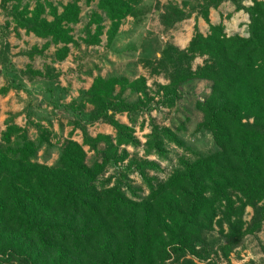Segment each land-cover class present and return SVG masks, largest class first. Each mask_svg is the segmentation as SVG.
<instances>
[{
	"label": "trees",
	"instance_id": "1",
	"mask_svg": "<svg viewBox=\"0 0 264 264\" xmlns=\"http://www.w3.org/2000/svg\"><path fill=\"white\" fill-rule=\"evenodd\" d=\"M81 1L95 10L84 23L83 37L75 41L71 27L81 21ZM144 1L69 0L59 11L48 0H1L0 9L9 21L0 25V76L13 84L16 75L29 84L51 83L59 77L49 65L43 72L30 66L15 71L8 42L11 30L46 41L20 56L49 59L55 65L67 59L69 46L83 55L99 46L103 35L105 49L110 50L125 19L140 24ZM247 1L250 6H245ZM224 3L247 15L246 37L227 36L222 21L210 24L209 11ZM154 10L160 12L157 18L165 32L194 16L185 49L165 43L159 57L138 59L149 75L163 76L166 85L157 84L151 92L144 77L106 80L97 73L77 103L61 106L71 113L69 136L79 132L81 144L68 139L52 166L36 160L48 143L44 136L27 141L12 118L6 121L0 132V264H217L213 257L227 260L247 237L261 231L264 0H182L162 7L156 3ZM199 18L208 26L205 36L197 27ZM50 45L61 47L48 57ZM197 58L203 65L192 70ZM82 66H75L76 71ZM192 80L210 83L216 95L212 105L196 100L202 120L195 130L209 132L217 150L196 155L192 162L180 161L164 181L148 178L149 172H160L159 165L128 159L127 148H142L145 157L164 159L166 144L183 147L177 133L184 126L173 130L151 122L143 145L133 127L144 113L172 110L178 91ZM13 84L9 86L14 90H25L23 84ZM8 88L1 87L0 95ZM120 115L128 125L116 119ZM96 125L111 127L114 135L92 137L89 129ZM110 170L113 174L102 179ZM133 174L147 189L145 197L129 185ZM247 208L252 214L246 222Z\"/></svg>",
	"mask_w": 264,
	"mask_h": 264
},
{
	"label": "rangeland",
	"instance_id": "2",
	"mask_svg": "<svg viewBox=\"0 0 264 264\" xmlns=\"http://www.w3.org/2000/svg\"><path fill=\"white\" fill-rule=\"evenodd\" d=\"M61 10V6L66 5L69 0H48ZM182 0H146L140 5L143 10L142 21L139 25H135L131 18H127L122 23V33L117 35L114 46L110 50L105 49V35L101 37L99 46L90 47L85 54H80L73 47L69 46V55L67 59L59 64L52 65L49 59L39 57L29 60L20 56L19 53L29 50L32 47L41 48L46 41L35 37L32 34H25L19 30L13 32L8 38L11 46L12 60L11 63L15 71L24 70L27 66L32 67L36 71L43 72L45 66L49 65L53 69V74H58V80L54 82H40L37 84H29L16 75V84H13L10 78L0 76V88H8L9 84H23L25 90H14L8 88L6 95H0V132L6 129V121L13 119V125L22 129L26 133L27 141L35 142L38 138L44 136L48 140L37 153V162L47 166H52L58 160L60 152L68 139L81 144V135L79 132L72 133L69 136L71 128L68 121L71 113L64 111L61 106L70 105L72 102L77 103L82 94L88 90L92 83V79L97 73L106 80L123 79L131 80L133 78L144 77L147 80V87L151 92L156 90L155 85H166L167 80L163 76L149 75V69L143 67L138 62L139 58L155 59L159 54V50L165 43H171L177 48L187 42L194 24V16L187 21L176 24V26L165 32L159 24L157 15L159 11L154 10L157 3L160 7L167 3L180 4ZM1 4V0H0ZM250 6L251 2L244 3ZM81 7L80 23L71 27L75 41L83 37L82 30L84 23L95 6L86 7L84 2L79 4ZM50 20V18H48ZM9 21L3 16L0 9V25ZM200 30L204 33L208 30L206 23L199 18ZM220 21L225 26V34L230 35H246V25L248 17L244 12H235L229 3L222 4L217 10H211L209 16L210 24H218ZM237 23L236 26L234 23ZM108 27V23L104 24ZM10 29L13 28L11 25ZM181 37V42L176 40ZM80 44V43H79ZM61 46L50 45L45 52L48 57L53 56L55 51ZM83 50V46H81ZM79 63H83L81 71L77 72L76 67ZM203 65V59H196L192 62L191 67ZM118 91V87H114ZM211 92V84L208 82H198L192 80L186 83L182 89L178 91L179 100L172 110L167 108H159L151 113H144L139 116L136 126H134V137L141 145L145 143V136L150 133V123L160 128L171 127L176 130L180 124H183L184 130L177 133L179 139L183 142V147L179 148L172 144H166L168 155L164 159H160L154 155L145 157L142 148L132 150L127 148L129 154L128 159L148 160L157 163L160 172L148 173V178H156L157 181H164L176 169L179 168L180 161L192 162L196 155H203L217 148L214 146L211 135L206 131L197 132L196 126L202 120V115L195 109L196 100H207L208 105H212L216 95ZM158 98H156L157 100ZM53 101V103H51ZM52 104H57V108H53ZM60 106V107H59ZM90 110V107H87ZM116 119L124 125H128L125 115L117 116ZM142 126V127H141ZM92 137L98 134L114 135V131L107 125L94 126L89 129ZM85 150H87L85 148ZM126 163V162H125ZM113 174L110 170L102 178L105 179ZM129 185L140 189L139 196L145 197L147 189L142 183L140 177L136 175L129 176ZM101 181V180H100ZM251 209H246L244 220L247 222L251 217ZM264 225L261 231L255 236H249L245 239L242 247L235 250L226 260L222 256L217 255L213 260L217 264H264Z\"/></svg>",
	"mask_w": 264,
	"mask_h": 264
},
{
	"label": "crops",
	"instance_id": "3",
	"mask_svg": "<svg viewBox=\"0 0 264 264\" xmlns=\"http://www.w3.org/2000/svg\"><path fill=\"white\" fill-rule=\"evenodd\" d=\"M215 11V10H214ZM210 12H211V10L209 11V16H210ZM209 18V17H208ZM190 20V19H189ZM202 20V19H201ZM185 21H187V20H185ZM203 21V20H202ZM184 22V21H183ZM203 23H205L204 21H203ZM194 25V24H193ZM213 25H215V24H213ZM176 26V25H175ZM197 27H198V29H199V31L205 36L206 34H207V31H206V33H204V32H202L201 30H200V23H198V21H197ZM122 33V25L120 26V28H119V32H118V34H121ZM224 33H225V31H224ZM192 34H193V27H192V33H190V35H189V38H188V40H187V42L182 46V48H179L180 50H183V49H185L186 47H187V45H188V43H189V41H190V39H191V37H192ZM245 36V35H244ZM247 36V35H246ZM245 36V37H246ZM176 40L178 41V42H181V37H176ZM156 57H159V54H157L156 55ZM197 59H200V58H197ZM196 60V59H195ZM194 60V61H195ZM135 79V78H134ZM165 85V84H164ZM116 87V86H115ZM96 126H98V125H96ZM105 126V125H104Z\"/></svg>",
	"mask_w": 264,
	"mask_h": 264
},
{
	"label": "bare ground",
	"instance_id": "4",
	"mask_svg": "<svg viewBox=\"0 0 264 264\" xmlns=\"http://www.w3.org/2000/svg\"><path fill=\"white\" fill-rule=\"evenodd\" d=\"M236 24H237V23L235 22L234 25L236 26Z\"/></svg>",
	"mask_w": 264,
	"mask_h": 264
},
{
	"label": "built area",
	"instance_id": "5",
	"mask_svg": "<svg viewBox=\"0 0 264 264\" xmlns=\"http://www.w3.org/2000/svg\"><path fill=\"white\" fill-rule=\"evenodd\" d=\"M246 36V35H245Z\"/></svg>",
	"mask_w": 264,
	"mask_h": 264
}]
</instances>
